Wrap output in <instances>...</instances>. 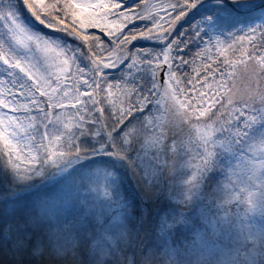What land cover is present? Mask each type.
Listing matches in <instances>:
<instances>
[{
	"label": "snow or ice",
	"instance_id": "obj_1",
	"mask_svg": "<svg viewBox=\"0 0 264 264\" xmlns=\"http://www.w3.org/2000/svg\"><path fill=\"white\" fill-rule=\"evenodd\" d=\"M0 264H264V0H0Z\"/></svg>",
	"mask_w": 264,
	"mask_h": 264
}]
</instances>
